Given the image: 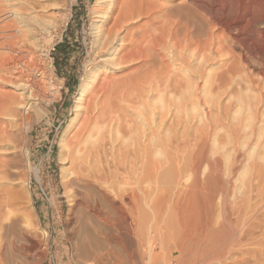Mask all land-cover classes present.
Masks as SVG:
<instances>
[{"label":"rangeland","instance_id":"1","mask_svg":"<svg viewBox=\"0 0 264 264\" xmlns=\"http://www.w3.org/2000/svg\"><path fill=\"white\" fill-rule=\"evenodd\" d=\"M262 1L0 0V264H264ZM88 77L87 190L62 137Z\"/></svg>","mask_w":264,"mask_h":264},{"label":"bare ground","instance_id":"2","mask_svg":"<svg viewBox=\"0 0 264 264\" xmlns=\"http://www.w3.org/2000/svg\"><path fill=\"white\" fill-rule=\"evenodd\" d=\"M258 1V2H257ZM259 1H262V0H242V3L245 5L247 3H252V2H257V3H260ZM223 3V2H222ZM225 3V2H224ZM263 3V1H262ZM112 3H108V5L105 6L104 8V12L110 10L111 8V5ZM140 4H141V1H140ZM264 5V4H263ZM245 7V6H244ZM243 7V8H244ZM224 8V7H223ZM232 8V7H230ZM246 9V8H245ZM230 10V9H229ZM233 10V9H232ZM246 11V10H245ZM126 12V11H125ZM152 12V11H151ZM240 12V11H239ZM248 12V11H247ZM124 14V13H123ZM131 14V13H130ZM135 12L133 11V16H134ZM243 14V12H242ZM246 14H249V13H246ZM122 16V15H121ZM132 16V15H131ZM129 16V18H134V17H131ZM212 16V15H211ZM240 16V15H239ZM244 18L245 19V13L243 14ZM242 17V16H241ZM249 17V16H248ZM122 18H128V15H124ZM128 18V19H129ZM254 18V17H253ZM213 19V18H212ZM242 19V21H243ZM246 20H248L246 18ZM264 20V19H263ZM245 21V20H244ZM120 22V21H119ZM114 23V25L112 26V30L116 31V33L114 34L115 37L113 39V43L116 45L111 51H112V55L117 56L121 53L122 51V48L119 46V41L121 40V37H122V34L120 33L121 29L123 28L122 26V23ZM128 22V21H126ZM188 22V21H187ZM261 22V21H260ZM105 23H107V17H103L102 16V19H100L99 21H96L94 23V26L93 28L94 29H97L99 27H101L102 25H104ZM243 23V22H242ZM127 24V23H125ZM228 25V24H227ZM223 27V26H222ZM226 27V26H225ZM264 27V25H263ZM262 27V28H263ZM172 29V28H171ZM225 29V28H224ZM111 30V29H110ZM111 30V31H112ZM223 30V29H222ZM228 30V28H227ZM109 31V30H108ZM113 31V32H114ZM214 31V30H213ZM211 32V31H210ZM223 32L225 33L226 31L223 30ZM103 33V32H102ZM100 32H96L95 33V36L96 37H99L101 36ZM213 33V32H212ZM155 34V33H154ZM231 34V33H229ZM191 35V34H190ZM225 35V34H224ZM237 35V34H236ZM151 37V36H150ZM234 37V36H233ZM237 37V36H236ZM234 38L235 40L237 38ZM149 38V37H148ZM227 38V37H226ZM232 38V37H231ZM146 38L144 37V40ZM210 39H211V36L208 35L206 39H200V38H197L194 42L195 44V50L198 51V53H204L205 50L208 48V45L211 43L210 42ZM151 40V39H150ZM155 42V40H153ZM220 41V40H219ZM144 42V41H143ZM234 43V42H233ZM118 44V45H117ZM141 44V42H140ZM152 45V44H151ZM211 45V44H210ZM153 47V46H152ZM151 47V48H152ZM222 47V46H221ZM193 48V47H192ZM139 49H142L139 47ZM223 49V48H222ZM196 51V52H197ZM261 53V52H260ZM125 55V53H124ZM127 55V53H126ZM256 58V57H255ZM119 59V58H118ZM116 60V59H115ZM104 79V78H103ZM95 81L94 79L92 80L91 77H88L86 78L80 85L79 87V90H78V93H77V96H76V100H75V112H76V116L74 117V119L76 118L77 119V123H76V128L74 129V131L71 133V134H68V135H63L64 137H62V143L64 144L65 147H69L71 149V165H72V168H73V173H74V177H73V183H75L78 187H81V188H85L87 189V185L90 184L91 182V178H93L92 174H94L93 172L95 170L98 171V169H96V157L98 156V152H99V141H98V138L96 139V137H99V135H96L95 134V129H97L96 126V123H98V118H100V116H103L104 114H106V112L102 111L101 110H98V111H95V107L92 106V97L89 95V92L90 90L92 89V87L94 86V83H93V86H91L92 82ZM141 84V83H140ZM99 86V85H98ZM91 88V89H90ZM96 88V87H95ZM107 88V87H105ZM99 89V88H97ZM94 92V91H93ZM7 94V92L5 93ZM8 95H11V94H8ZM102 95V94H101ZM11 97V96H9ZM97 100V99H96ZM95 102V100H94ZM93 102V103H94ZM6 103V97L5 95H2L0 97V114L3 112L2 109L3 106L5 105ZM8 103V102H7ZM96 104V103H95ZM9 107V106H8ZM8 107L5 106V108L7 109ZM94 107V111L95 112H91L90 109ZM93 111V110H92ZM6 112V111H5ZM106 117V116H105ZM111 120V119H110ZM76 121V120H75ZM70 122V121H69ZM68 122V123H69ZM2 121L0 122V146L4 145L5 142H10L12 143V141H14V135H12V132L10 133V130L8 131L4 126H2L3 124H1ZM5 123V122H4ZM71 124V123H70ZM68 124V125H70ZM7 127V126H6ZM8 128V127H7ZM68 128V127H67ZM100 128V129H99ZM98 130L102 131L101 130V127L99 126ZM97 130V131H98ZM96 131V132H97ZM99 133V132H98ZM100 134V133H99ZM96 135V136H95ZM9 144V143H7ZM6 144V145H7ZM5 145V146H6ZM7 147V146H6ZM16 148V147H15ZM15 148L13 150H11L12 148H6L5 151H3L5 154H8V153H12L13 151H15ZM8 149V150H7ZM148 149V148H147ZM69 150V149H68ZM132 152V151H131ZM147 152V151H146ZM2 154V153H1ZM141 154V153H140ZM4 155V154H2ZM70 156V155H69ZM13 157V156H12ZM99 158V157H98ZM178 160V159H177ZM15 161V160H14ZM28 161H29V157H28ZM13 162V158H10L8 156H0V173L2 171V169L4 170L5 168H9L8 166L10 165V163ZM165 162V161H164ZM193 162V161H192ZM159 163V162H158ZM166 163V162H165ZM193 164V163H192ZM32 167V166H31ZM155 169V168H154ZM9 170V169H8ZM26 170V169H25ZM31 170V169H30ZM33 171V170H32ZM5 172V170H4ZM3 172V173H4ZM25 172V171H24ZM37 172V171H36ZM27 173V172H26ZM25 173V174H26ZM24 174V173H23ZM6 175V174H4ZM98 175V174H97ZM96 178V175H94ZM0 177H2V173L0 174ZM7 177V176H6ZM3 178V177H2ZM8 178V177H7ZM7 180V179H5ZM95 180V179H94ZM1 181V180H0ZM69 181V180H68ZM97 181V180H96ZM95 181V182H96ZM3 182V181H2ZM6 183V182H5ZM72 183V182H71ZM4 184V183H3ZM8 184V183H7ZM9 185V184H8ZM26 186V185H25ZM72 186V185H71ZM10 187V185H9ZM74 187V186H73ZM7 189V187H6ZM78 189V188H77ZM80 189V188H79ZM89 189V188H88ZM87 189V190H88ZM2 190V189H0ZM27 190V189H26ZM13 191V190H11ZM84 191V190H83ZM3 193V192H1ZM21 194V192H19ZM25 193L27 194V191H24L23 195L25 196ZM90 193V192H89ZM4 200L3 202L6 203V204H9L13 199H14V196L15 194L10 192V191H6L4 190ZM2 194V196H3ZM76 194V193H75ZM85 194V193H84ZM87 194V193H86ZM81 195V194H79ZM95 195V194H94ZM82 196V195H81ZM78 197V196H77ZM91 197V196H90ZM89 197V199H91ZM93 198V196H92ZM18 199V198H16ZM2 200V199H1ZM94 200V199H93ZM15 202V201H14ZM87 202V201H86ZM73 203V202H72ZM80 203H83V202H80ZM2 204V203H1ZM82 205V204H81ZM86 205V204H85ZM6 206V205H5ZM8 206V205H7ZM73 206V205H72ZM89 206V205H88ZM75 207V206H74ZM79 209V208H78ZM8 210V209H7ZM93 210V209H92ZM9 211H10V208H9ZM32 211V210H30ZM86 211V210H85ZM90 211V210H89ZM98 211V210H97ZM33 212V211H32ZM84 213V212H83ZM2 214V213H1ZM10 214V213H9ZM34 214V213H33ZM98 215V214H97ZM80 217V216H79ZM5 218H8L5 216ZM86 219V218H85ZM87 221V220H86ZM82 222V221H81ZM14 223V222H13ZM88 223V222H86ZM92 222L88 223V224H91ZM1 225V224H0ZM95 225V224H94ZM92 226V224H91ZM1 227V226H0ZM98 226H96L97 228ZM5 228V227H4ZM7 228V227H6ZM88 228V227H87ZM86 228V229H87ZM90 228V227H89ZM98 229V228H97ZM96 229V230H97ZM74 230L77 231V232H80L82 229V226H79V227H74ZM90 230V229H88ZM96 230L94 232H96ZM93 232V230H90ZM1 232V231H0ZM75 233V232H74ZM84 232H82L83 234ZM87 233V232H85ZM91 233V232H90ZM1 234V233H0ZM2 235V234H1ZM77 236V235H76ZM107 237V236H106ZM7 238V237H6ZM110 238V237H109ZM99 240V239H98ZM7 241V239H6ZM14 242H11V246L13 248L14 245L16 246V244H13ZM80 243V242H79ZM78 243V244H79ZM5 246V243L1 240L0 242V260L2 259L1 257V253H2V249L4 248ZM17 247V246H16ZM12 249V248H11ZM90 251V250H89ZM89 253V252H88ZM85 256V255H83ZM100 258V257H99ZM5 259V258H4ZM2 262V261H1Z\"/></svg>","mask_w":264,"mask_h":264},{"label":"trees","instance_id":"3","mask_svg":"<svg viewBox=\"0 0 264 264\" xmlns=\"http://www.w3.org/2000/svg\"><path fill=\"white\" fill-rule=\"evenodd\" d=\"M58 46H60V45H58ZM55 59H56V57H55ZM56 60H58V59H56ZM56 63L58 64V62L56 61Z\"/></svg>","mask_w":264,"mask_h":264}]
</instances>
